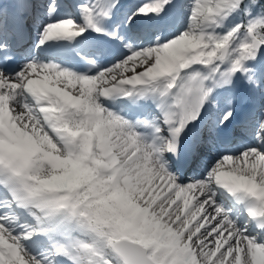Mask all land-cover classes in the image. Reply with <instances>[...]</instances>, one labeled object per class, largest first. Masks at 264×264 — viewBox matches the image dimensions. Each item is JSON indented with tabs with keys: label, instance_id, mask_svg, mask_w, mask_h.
Masks as SVG:
<instances>
[{
	"label": "snow or ice",
	"instance_id": "1",
	"mask_svg": "<svg viewBox=\"0 0 264 264\" xmlns=\"http://www.w3.org/2000/svg\"><path fill=\"white\" fill-rule=\"evenodd\" d=\"M0 264H264V0H0Z\"/></svg>",
	"mask_w": 264,
	"mask_h": 264
}]
</instances>
